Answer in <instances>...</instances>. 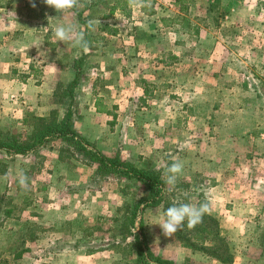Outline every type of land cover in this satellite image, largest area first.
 <instances>
[{"label":"rangeland","instance_id":"obj_1","mask_svg":"<svg viewBox=\"0 0 264 264\" xmlns=\"http://www.w3.org/2000/svg\"><path fill=\"white\" fill-rule=\"evenodd\" d=\"M116 1L82 0V6L74 9L78 14L76 29L87 41L102 37L97 28L104 23L115 25L121 33L115 38L103 37L105 41L91 43L92 46L88 42L91 47L89 52L88 49L85 51L72 43L52 38L45 41V45L40 41L33 42L39 45L38 52L35 47L31 57L36 68L40 69L47 61L58 59V82L52 100L57 105L54 110L59 117L68 108L75 109L74 98L84 95L86 91L88 97L96 92L109 98L107 102L115 113L119 110L117 99L120 88L116 83L120 75L116 68L118 62L123 59L125 65L134 66L140 63L146 66L147 61L151 62V66L164 62L163 59L146 60L147 57L142 54L137 55L141 51L137 47L146 46L149 42L148 38L139 39V33H148L146 20L138 22L141 31L136 30L131 24L133 21L127 19L126 11L130 10V15L134 17L137 12H133L131 7L128 9L126 4L122 9H117ZM118 1L123 4L126 0ZM145 1V5L149 6L155 0ZM236 1L241 5L235 12L237 20L220 26L218 38L206 39L204 46L213 49L210 57H198L202 61H211L212 66L205 72L206 96L203 103L168 102L163 92H160L162 99L158 103L150 99L153 93L146 97L145 104L133 103L130 98L121 108L126 116L125 121L119 123V128L116 120L108 125V143L105 139L101 142L100 130H91L99 139L98 143H106L103 151L98 150L101 154L117 156L137 168L156 170L164 182L166 169L171 165L167 160L173 154L163 150L149 156L147 145L138 146V122L145 117L148 120L150 113H161L164 120L165 115L179 112L184 105L191 111L193 106H198L197 110L206 119L205 129L210 130L212 126L220 133V150L215 151V170L208 164L205 170L190 178L178 175L174 186L164 182L160 205H141L131 223V212L143 197V188L136 180L118 175L99 176L95 174L94 165L87 164L77 156L72 157L67 145L54 139L24 155L0 151V172H3L6 163L14 164L9 179L0 180V264H138L134 235L142 239L140 232L154 256L175 264H222L201 251L193 250L187 245L188 242L186 244L177 239L175 233L171 237L164 235L157 225L165 204L191 203L199 206L204 202L209 203V214H213L226 238L233 254L232 264H264V168L259 165L258 155L244 147L246 136L238 137L236 132L238 129H253L256 133L264 131V0ZM88 3L93 5L89 19L94 21L92 29L88 27ZM211 5L220 7L216 10L220 16L226 12L223 6H219L218 0ZM113 7L116 9L113 10ZM29 10L37 11L30 7ZM52 10L50 8L49 12ZM69 19L72 20L71 16ZM46 28L53 29V25L46 24ZM132 36L133 39L128 38ZM15 45L19 43L0 40V51L9 52L16 49ZM133 47L136 51L129 49ZM55 54L57 57L53 56ZM102 66H110L107 82H103V78L91 86L92 78L102 74ZM94 68L95 75H92ZM129 69H126L127 72ZM75 77L78 80L67 87ZM143 86L148 93L154 91L148 83ZM32 116L28 117L29 124L32 123ZM112 119L110 117L109 122ZM208 119L210 122L214 120L211 122L214 124H207ZM12 127L0 128V139L16 138L26 142L29 137L27 131L19 124ZM145 129L142 128V135ZM230 135L237 138L231 149L225 143ZM90 145L97 150L95 143ZM56 151L59 154L61 151V159ZM56 155L65 166L54 163ZM212 155L213 152L210 153ZM68 172L87 176V186L65 180L58 189L53 179L66 177ZM18 174L19 177L21 174L27 176L25 187H21L20 179L14 178ZM228 183L229 187H226ZM84 187L88 188L86 192ZM229 212L231 215H228ZM207 237V233H201L191 241L198 246L204 245L210 242ZM22 250L21 256L16 257Z\"/></svg>","mask_w":264,"mask_h":264},{"label":"crops","instance_id":"obj_2","mask_svg":"<svg viewBox=\"0 0 264 264\" xmlns=\"http://www.w3.org/2000/svg\"><path fill=\"white\" fill-rule=\"evenodd\" d=\"M81 1L79 0L75 10L80 5L82 6ZM213 1L155 0L149 6L145 5L147 2L145 1L143 7H131L129 0H126V3L123 2V4H120L118 0L116 1L120 4L118 6L116 3L117 9H122L126 4L125 6L128 9L131 7L133 12H137L136 17H134L130 15V10L126 11L127 19L130 22L133 21L131 24L135 26L136 30H140L138 28L140 23L138 22L146 20L148 26L146 31L148 33H139V39L148 38L149 42L146 46L137 47L141 50L137 55L141 56L140 54H142V56L147 57L146 60L163 59L164 62L162 64L155 63L152 66L149 61H147L146 66L142 63L138 66L125 65L126 62L123 59L118 62L116 68L120 75L118 74L116 83L117 88H120L117 99L119 110L115 113H113L111 105L107 102L109 98L100 93L96 94L95 92L91 97H88V91H86L84 95L74 98L76 108L71 109L73 128L86 142L95 143L97 150L103 151L106 143H98L99 139L91 133V130H100L101 142L105 139L108 143V125H112L116 120L119 128V123L125 121L126 116L121 108L125 106L126 102H129L130 98L133 103L141 102L145 104L146 97L153 93L150 99L158 103L162 99L160 92H163L166 93L165 96L168 102L178 101L182 104L191 103L196 105L204 102L206 96L204 88L205 72L212 66L211 61H202L198 57L211 56L213 49L204 46L206 39L218 38L220 26L234 23L237 20L235 12L241 6L240 2L236 0H218L219 6H223L226 10L220 16L216 13V10L220 7L216 8L218 6L211 5ZM35 3L36 13L29 10V7L33 9L29 0H0V40L19 43L18 46L15 45L16 49L9 50V52L5 53L2 49L0 51V128H10L12 125L14 127L19 124V127L27 131L28 136L32 131V126L28 121L30 115L47 117L51 110L57 108L52 99L58 82L56 78L58 59H52V62L47 61L40 69L36 68L31 57L35 47L38 52L39 45H35L33 42L40 41L45 45V41H48V39H56L53 36V31L57 24L70 23L71 21L76 26L78 19V14L74 9L70 10V13L66 12L61 15L53 8L49 12L50 7L44 4L42 0H35ZM92 8L93 5L88 3V22L91 21L89 19ZM112 9L116 8L113 7ZM146 9H149V11L147 12ZM69 16L72 20L69 19ZM122 16L124 18V15ZM102 18H106V16H102ZM35 24L38 26H35ZM46 24L53 25V29H47ZM106 29L114 30V33L108 32ZM97 30L100 31L102 37L93 38L92 41H88L89 44L105 41L103 37L106 36L115 38V36L121 35L118 27L108 23H104ZM173 37L174 39H172ZM128 38L133 39L134 37ZM43 48L44 46H42ZM90 49L91 47L88 46V52ZM129 49L136 51L135 47ZM99 50H101V47ZM55 55L53 56L57 57ZM126 69H129L128 72ZM95 70L96 68L92 70V75H95ZM100 70L102 74H97L96 77L92 78L91 86L96 85L103 78V82H107L106 78L110 66H102ZM70 73L72 72L70 71ZM114 82L111 81V83ZM146 82L149 88L154 89L153 92L149 91L148 93V90H144L143 84H147ZM192 108L193 111L187 108V105H184L179 112L165 115L164 120L161 113H150L148 120L145 117V119L142 118L138 122V146L147 145V149L150 150L149 156L163 150L166 153H172L173 156L167 161L171 164L174 161L182 162L183 172L180 175L186 178L202 172V169L205 170L208 164L213 166L214 171V165L217 163L215 153L220 150V142H218L220 133L218 129L211 126L210 130H206L204 114L199 113L198 106ZM140 116L142 115L140 114ZM62 117L63 114L60 118ZM110 117L113 118L112 122H109ZM211 122H214V120H211ZM211 122L208 119L207 124H214ZM144 127L146 129L142 135L141 132ZM236 132L238 137L246 136L244 147L249 152L258 155L259 165L264 168V131L256 133L253 129L250 131L238 129ZM120 134L122 135V133ZM236 139V135H230L225 139V143L231 149L235 146ZM210 150L213 152L212 156H210L212 152L207 153ZM233 150H235V147ZM56 153L59 155L58 151ZM58 155L55 156L57 160L54 163L65 166V163L58 160ZM13 169V163L10 162L8 165L6 163L3 172H0V180H5L7 177L9 179ZM68 173L69 175L66 177L58 175L60 177L53 179V184L55 186L58 184V189L61 187V182H65V180L72 182V184L75 182L87 184V176H79L75 172ZM60 174L63 175V173ZM262 177L264 178V176ZM14 178L19 180V174ZM255 178L258 177L255 176ZM226 187H229V183ZM87 189L84 187V192ZM254 195L256 194L254 193ZM228 215H231L230 212ZM224 223L227 224L228 222L224 221Z\"/></svg>","mask_w":264,"mask_h":264},{"label":"trees","instance_id":"obj_3","mask_svg":"<svg viewBox=\"0 0 264 264\" xmlns=\"http://www.w3.org/2000/svg\"><path fill=\"white\" fill-rule=\"evenodd\" d=\"M106 30L114 33V30ZM76 80H78L77 77L67 87L73 85ZM31 119L32 131L27 141L21 142L16 138L0 139V151L24 155L42 147L51 139L58 140L67 145L72 157L77 156V158H81L87 164L94 165L95 174L99 176L118 175L140 183L143 188V197L137 201L133 212H131V223L136 218L141 205L143 207H157L160 205L165 185L160 177V173L153 169L137 168L129 162L120 160L117 156L107 157L94 149L89 142H86L74 130L72 110L70 108L67 109L62 118L59 117L58 112L51 110L47 117L32 116ZM61 155L60 151L59 159H61ZM127 205L125 204V206ZM170 206H172L170 203L163 206V214ZM201 233H207V236H209L207 238L210 242L204 245H195L191 240ZM140 236L142 239H140L139 235H134V246L137 248L138 264H175L173 261L154 256V254L150 253L143 233L140 232ZM175 236L181 242H185L186 244L188 242L187 245L193 250L201 251L206 256L222 264H232L233 262V254L226 242V238L222 235L217 220L209 213L205 214L202 222L192 229H188L185 224V227L177 231ZM23 251L19 252L16 257H20Z\"/></svg>","mask_w":264,"mask_h":264},{"label":"clouds","instance_id":"obj_4","mask_svg":"<svg viewBox=\"0 0 264 264\" xmlns=\"http://www.w3.org/2000/svg\"><path fill=\"white\" fill-rule=\"evenodd\" d=\"M33 8L36 7L35 0H29ZM48 7L55 9L59 14H64L78 6L79 0H42ZM131 7H143L144 0H129ZM51 19V18H49ZM94 22L89 21L88 27L93 28ZM53 36L61 42L72 43L74 46L87 51L88 41L82 33H78L76 26L70 23H59L55 26ZM183 172L182 162L174 161L165 172V184L174 186L178 175ZM27 176L21 174L20 185L25 187L27 184ZM210 211V205L207 202L194 206L191 203L173 204L168 207L163 215L159 217L158 224L164 235L171 237L174 233L182 230L185 224L188 229L194 228L202 222L203 217Z\"/></svg>","mask_w":264,"mask_h":264}]
</instances>
